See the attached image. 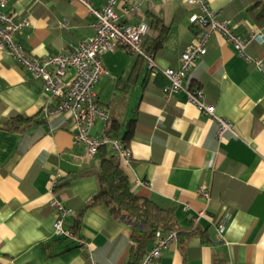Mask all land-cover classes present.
I'll use <instances>...</instances> for the list:
<instances>
[{
  "label": "crops",
  "instance_id": "obj_1",
  "mask_svg": "<svg viewBox=\"0 0 264 264\" xmlns=\"http://www.w3.org/2000/svg\"><path fill=\"white\" fill-rule=\"evenodd\" d=\"M90 1L96 8L104 2ZM256 2L209 0L242 36L264 34L249 13ZM9 9L29 23L15 41L33 58L72 49L94 34V18L77 0H13ZM198 10L182 0H142L132 13L121 1L115 8L122 24L146 25L142 41L149 39L147 53L163 69L178 68L198 36L189 21ZM205 47L182 86L200 90L233 131L218 136V123L184 90L166 95V78L152 75L146 58L124 47L103 55L109 73L95 84L96 101L115 123L112 134L130 135L125 172L132 190L171 208L176 234L198 231L183 239L182 249L176 237L152 264H213L216 257L223 264H264V41L248 44L250 60L218 32ZM73 74L69 68L66 79ZM46 100L42 81L0 50V264H130V229L103 204L85 207L98 189L89 172L95 156L74 142V125L64 114H46ZM16 115L32 121L12 129L6 122ZM106 123L96 120L91 133L105 134ZM54 196L71 210L64 226L88 247L54 235Z\"/></svg>",
  "mask_w": 264,
  "mask_h": 264
},
{
  "label": "built area",
  "instance_id": "obj_2",
  "mask_svg": "<svg viewBox=\"0 0 264 264\" xmlns=\"http://www.w3.org/2000/svg\"><path fill=\"white\" fill-rule=\"evenodd\" d=\"M12 1L0 0V50L12 56L31 77L42 81V89L47 97L46 114H64L65 120L74 125V142L84 145L89 155L95 156L99 146L109 145L125 167L131 163L130 150L120 137H108L105 134L95 136L91 133L96 120L105 123L109 120L108 112L97 104L94 87L101 76L109 73L103 62V55L116 47H124L144 56L150 73L161 74L166 78L167 85L163 87L166 95L184 90L188 100L194 103L200 112L211 116L218 123V136L226 131H233L232 124L228 120L216 115L214 107L204 103L200 90L187 91L183 89L182 81L188 70L206 53L205 42L210 33L222 34L232 43L238 54L248 60H250L246 54L248 44L257 39L263 42L264 34L252 32L242 36L234 32L230 21L220 19L211 9L209 0H182L184 3L198 7V13L190 15L189 21L197 27L199 34L181 53L179 67L164 69L159 67L154 57L142 47V36L146 32V25L142 22L122 24L115 11L116 5L121 1L125 13L137 12L142 0H104L99 8L92 6L90 0H77L84 4L93 16L91 26L94 34L72 49L52 53L43 59L31 57L25 48L15 41V34L28 27L29 23L26 19L18 20L9 9ZM66 25V23L62 24V26ZM256 62L261 65L260 60ZM69 68L74 69V74L67 80L66 72ZM59 176L60 174L57 177ZM57 177L51 180L52 186L55 185ZM50 205L56 210L53 220L54 235L70 238L77 244L88 247V243L82 237L76 236L71 229L64 226V219L71 210L56 196L50 199ZM223 229L224 227L220 226L219 231L222 232ZM175 239L174 230H157L152 248L145 253L138 264H152L159 257L161 249Z\"/></svg>",
  "mask_w": 264,
  "mask_h": 264
},
{
  "label": "trees",
  "instance_id": "obj_3",
  "mask_svg": "<svg viewBox=\"0 0 264 264\" xmlns=\"http://www.w3.org/2000/svg\"><path fill=\"white\" fill-rule=\"evenodd\" d=\"M249 13L255 24L264 25V0H257L252 5ZM154 19L155 22H159L158 18ZM148 42L149 39L145 36L142 41V47L146 52H148ZM31 121L32 118L30 117L16 115L11 117L6 123L12 129L22 130ZM108 122L109 126L106 129L105 135L108 137H118L112 134V130L115 128L114 121L108 120ZM120 138L124 145L127 146L130 135L126 133ZM95 161V164L90 167L89 172L96 176L98 189L85 203V207L103 204L114 218L121 221L130 229L131 246L129 262L130 264H138L145 253L148 252V246L152 243L157 230H174L172 209L160 207L148 197L139 195L132 190L125 172V166L119 156L110 150L109 145L99 146L95 154ZM197 232L195 230L185 235L183 233L176 234L181 249L184 247L183 239ZM223 263V257L214 258L213 264Z\"/></svg>",
  "mask_w": 264,
  "mask_h": 264
}]
</instances>
